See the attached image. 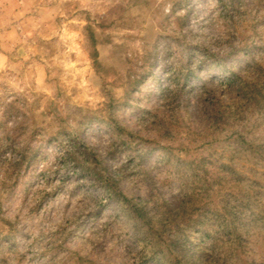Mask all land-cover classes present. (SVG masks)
<instances>
[{
    "label": "rangeland",
    "instance_id": "374dc122",
    "mask_svg": "<svg viewBox=\"0 0 264 264\" xmlns=\"http://www.w3.org/2000/svg\"><path fill=\"white\" fill-rule=\"evenodd\" d=\"M216 59L249 79L264 67V0H0V138L80 128L109 174L131 171L120 186L153 223L167 219L164 237L228 201L240 259L264 264V97L239 105ZM43 145L13 179L0 152V220L16 243L0 264L145 263L144 233L156 232L60 169L58 143Z\"/></svg>",
    "mask_w": 264,
    "mask_h": 264
},
{
    "label": "trees",
    "instance_id": "16d2710c",
    "mask_svg": "<svg viewBox=\"0 0 264 264\" xmlns=\"http://www.w3.org/2000/svg\"><path fill=\"white\" fill-rule=\"evenodd\" d=\"M184 2L185 0H182V3ZM250 49L253 53V48ZM213 62L217 67V75L223 76V82L229 90L228 93H238L239 105H244L245 100H247L248 102L245 103L247 108L260 106L261 101L258 97H264V67L260 66L261 64L258 68L259 73L249 79V77H241L240 73L235 71L234 65H229L227 59H216ZM193 76L194 72L189 70L182 89L189 86L188 80ZM216 76L212 78L214 79ZM209 82L213 83L214 81ZM87 122L90 124V120ZM7 126L8 121L1 120L0 132H5ZM17 126L15 129L21 128L26 135L28 134L29 128L22 124ZM84 126L81 124V128ZM79 129L62 126L47 141L43 135L40 141H37V145L31 141L34 133H29L28 140L24 142L17 141L14 134L5 133L4 137L0 138V152L5 155L7 152H11L4 161V164H8L9 167L6 177L13 179L22 169H31L43 156L41 151L44 147L43 144L56 142L64 154L63 160L59 164L60 169H67L68 174L72 173L75 178L87 180L90 185L100 187L107 201H117L128 217L143 227L150 226L156 232L154 233L156 236L153 234L155 238L151 236V232H148L150 235L144 233L143 238L148 244L149 258L141 264H190L191 259H196L195 262L198 264H233L235 260L237 264L238 262L249 264L240 259L246 253L242 246L245 235L241 228V217L234 210L235 208L229 207L228 201L221 207L224 210L223 213L217 209V213L214 212L211 216L202 217L203 215H200L197 219H189L187 228H178L177 231L170 232L164 237L165 229L162 223L165 224L167 219L164 218L158 223H153V219L149 217L150 211L148 212L147 206L137 201L135 197H129L123 192L120 183L124 178H127V174H131V171L122 168L109 174L108 170L102 166L99 156L92 150L88 151L84 143L79 141L77 137ZM2 161L0 154V164ZM9 179H4L2 189L7 190L12 187V182ZM214 206L215 208L218 207V202H215ZM151 228L149 229L151 230ZM192 228H196V231H192ZM13 236L14 229L11 223L4 219L0 220V260L12 253L16 245ZM19 258L25 260L24 255H20Z\"/></svg>",
    "mask_w": 264,
    "mask_h": 264
}]
</instances>
